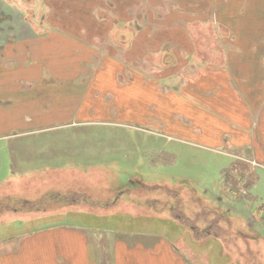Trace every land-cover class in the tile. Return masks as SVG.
<instances>
[{
    "label": "rangeland",
    "instance_id": "obj_1",
    "mask_svg": "<svg viewBox=\"0 0 264 264\" xmlns=\"http://www.w3.org/2000/svg\"><path fill=\"white\" fill-rule=\"evenodd\" d=\"M35 3L34 29L48 14ZM166 100L125 99L117 117L90 97L72 124L0 127V264H264V169L229 148L232 112L185 100L164 115ZM239 128L252 144L250 119Z\"/></svg>",
    "mask_w": 264,
    "mask_h": 264
},
{
    "label": "crops",
    "instance_id": "obj_2",
    "mask_svg": "<svg viewBox=\"0 0 264 264\" xmlns=\"http://www.w3.org/2000/svg\"><path fill=\"white\" fill-rule=\"evenodd\" d=\"M36 1L48 14L34 29L35 0H0V127L72 124L91 110L90 97L112 102L118 117L125 99L155 93L167 97L164 107L150 104L164 115H182L191 100L199 115L220 120L228 106L229 148L264 169V0ZM248 118L253 141L242 145Z\"/></svg>",
    "mask_w": 264,
    "mask_h": 264
},
{
    "label": "flooded vegetation",
    "instance_id": "obj_3",
    "mask_svg": "<svg viewBox=\"0 0 264 264\" xmlns=\"http://www.w3.org/2000/svg\"><path fill=\"white\" fill-rule=\"evenodd\" d=\"M207 229H206V227L204 228V230H203V232H205Z\"/></svg>",
    "mask_w": 264,
    "mask_h": 264
}]
</instances>
